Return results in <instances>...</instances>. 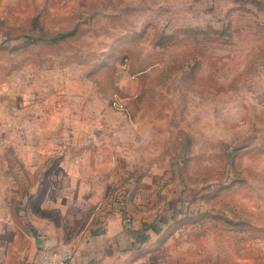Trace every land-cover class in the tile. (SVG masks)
<instances>
[{"label":"rangeland","instance_id":"rangeland-1","mask_svg":"<svg viewBox=\"0 0 264 264\" xmlns=\"http://www.w3.org/2000/svg\"><path fill=\"white\" fill-rule=\"evenodd\" d=\"M263 12L0 0V264H264Z\"/></svg>","mask_w":264,"mask_h":264},{"label":"crops","instance_id":"crops-1","mask_svg":"<svg viewBox=\"0 0 264 264\" xmlns=\"http://www.w3.org/2000/svg\"><path fill=\"white\" fill-rule=\"evenodd\" d=\"M260 2L264 7V0H260ZM263 17H264V12H263ZM9 224H11L12 227L14 226L15 228H18L17 225H15L13 221H9ZM9 224H5L4 227H2V231L7 229ZM46 231L48 232L47 235H45L42 238L39 237L40 240L38 242H39L40 250L38 253L37 262L40 259L39 256H40V252L42 249H43L42 251L45 252V251H51L52 249L54 248L56 249L58 247H71L72 246L65 242H60V241L58 242L57 236L50 234L49 230L44 229V232ZM30 239L32 241V238ZM28 245L32 246V249H34L36 246L35 238H33L32 244L31 245L28 244ZM13 247L17 248V246H13ZM99 247L100 246L97 243L92 245L86 242H82V244L78 245L77 248L73 247L74 253H73V258L70 264H92V258L94 257V260H95V258H97L98 256V252L100 251ZM96 261L97 259L95 260L94 264H97Z\"/></svg>","mask_w":264,"mask_h":264},{"label":"built area","instance_id":"built-area-1","mask_svg":"<svg viewBox=\"0 0 264 264\" xmlns=\"http://www.w3.org/2000/svg\"><path fill=\"white\" fill-rule=\"evenodd\" d=\"M73 253L70 247H58L53 251H45L41 255L39 264H69Z\"/></svg>","mask_w":264,"mask_h":264}]
</instances>
